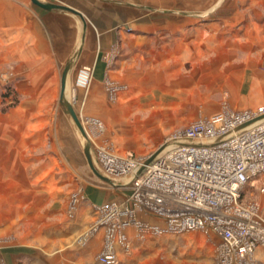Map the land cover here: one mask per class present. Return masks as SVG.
<instances>
[{
	"label": "crops",
	"instance_id": "crops-1",
	"mask_svg": "<svg viewBox=\"0 0 264 264\" xmlns=\"http://www.w3.org/2000/svg\"><path fill=\"white\" fill-rule=\"evenodd\" d=\"M47 1L68 5L76 12L43 8L31 0H0V67L10 68L8 73L16 85V93L29 100L11 108L8 115L1 117L0 156L4 158V163L11 162L14 169L9 171L6 166L2 175L14 182L17 180L16 185L13 183V193L19 195L18 201L25 199L26 203L16 201L13 206L0 207L3 211L0 227L13 223L15 218L20 221L22 216L35 219L41 215L38 211L43 205H32V199L27 197L37 193H43L45 197L48 216L54 217L60 212L65 214L64 209L68 210V207L65 208L63 197L59 194L66 192L63 187H68L71 176L77 179L83 177V166L82 170L71 167L70 171L68 165L69 161L82 164L86 157L84 148L83 156L78 153L77 126L60 99L61 74L67 62L69 68L64 96L83 100V110L106 124L117 114L121 120L135 114L137 106H130L125 99L152 91L153 86L148 85L150 79L158 80L163 76L168 81H174L186 66L182 62L187 60L188 76L193 82L199 80L209 84L215 81L220 84L219 90L225 87L231 91L228 106L224 109L244 110L264 106V0H251L249 3L243 0L247 4L243 12L233 10L228 15L219 16V23L214 22L211 15L212 0L199 1L204 4L199 8L197 0ZM207 2L211 4L206 6ZM226 2L230 6L233 0ZM112 53L116 55L112 57ZM228 57L235 59L232 69H228ZM214 58H220L217 66V63L214 65ZM84 66L92 67L87 84L82 81L86 75L82 70ZM214 75L218 77L214 78ZM105 78H112L125 86L126 92L122 90L118 96L123 103L118 110L109 106L103 91ZM161 98L153 102L160 104L164 101L165 105L166 99ZM54 103H60V106L54 107ZM221 110H214L209 115ZM54 115H60L57 137L49 122ZM168 124L156 122L153 126L161 131L170 126ZM18 163L34 164V170L40 164L33 181L25 174V166L21 169ZM20 178L27 179L23 187ZM56 178L61 181L57 182ZM128 190V186L122 183L112 184L98 178V182L84 186L79 203L83 201L92 209V220L97 215V204L112 199L125 201ZM3 191L5 195L11 193L7 188ZM5 213L13 216L5 218ZM139 217L153 224H164L154 215L144 212H139ZM42 226L49 229L50 241L59 236L55 241L60 242V250L55 252V256L45 257L48 258L45 261L38 260L34 251L29 252L30 240H17L0 247L2 264H17L20 259L23 264H65L73 254L77 258L76 264H103L96 259V250L103 245L102 230L93 235L91 247L73 250L69 244L73 227L66 219L45 220ZM125 229L131 239V249L125 251L115 244L117 262L114 264H161L149 261L142 251L149 243H154V237L148 234L138 242L134 237V228L127 226ZM194 231L197 233L190 234ZM166 233L171 234L179 255L186 251L191 255L196 248L203 246L204 260H198L214 264L219 241L214 233L202 230ZM132 240L139 244L135 245ZM135 246H140L141 250ZM228 264H264V247L256 246L242 262Z\"/></svg>",
	"mask_w": 264,
	"mask_h": 264
},
{
	"label": "built area",
	"instance_id": "built-area-1",
	"mask_svg": "<svg viewBox=\"0 0 264 264\" xmlns=\"http://www.w3.org/2000/svg\"><path fill=\"white\" fill-rule=\"evenodd\" d=\"M261 114L264 106L223 109L192 120L175 130L146 164L147 156L98 146L99 171L112 184L126 177L122 185L128 183L129 190L124 203L96 206L98 216L85 234L98 225L105 228V242L96 259L116 263L115 244L130 251L131 239L124 231L130 225L140 239L150 232H212L219 237L214 264L242 262L256 246L264 247L260 204L241 201L245 184L264 175V116L254 119ZM139 212L154 215L164 224L141 220Z\"/></svg>",
	"mask_w": 264,
	"mask_h": 264
},
{
	"label": "rangeland",
	"instance_id": "rangeland-1",
	"mask_svg": "<svg viewBox=\"0 0 264 264\" xmlns=\"http://www.w3.org/2000/svg\"><path fill=\"white\" fill-rule=\"evenodd\" d=\"M197 1L198 3L196 4V6H198V8L204 5L202 2H199L201 0H197ZM244 1L233 0L232 4L228 6L226 5L228 3L226 2V0H212L211 2L212 4L207 2L206 6L210 4L212 5L211 15L214 18L213 19L214 22L219 23V19L221 16L228 15L233 10H238L239 12H243L242 10H244V6H247L246 3H243ZM246 1L249 3L251 0H246ZM117 53L119 54V51ZM114 54L116 55V53H112V57L115 56ZM107 58L108 61L111 62L110 56H108ZM231 59H232L231 57H228L229 60L228 69L229 68L232 69L235 63L233 61L235 59L233 60ZM213 61H214V65L217 63L216 64L217 66L220 63L219 62L220 58L219 60L214 58ZM182 63L186 66L182 68L181 74L179 76H176L175 77L176 79H174V81H168L163 76L159 77L158 80L150 79L148 85L150 87L153 86L152 91L144 95H140L139 93V95H137L136 98H133L134 100L125 99L127 103H130V106L132 107L135 105L137 106V108H135L136 109V111L134 112L135 114L133 113L130 114L127 119H122V120L120 118L118 119V114H117L116 117H114L111 121L109 120L110 122L106 124V122L101 121L99 118L95 116L88 115L83 110L82 108L84 106V104H82L83 100L77 99L75 97L67 98L72 103L73 106H77L79 108L78 110L75 109V111L82 120L81 122L83 123L84 130L87 136V137L83 136V134L79 131V129L77 127L76 128L74 127L77 132L76 135L78 138L77 140L78 153L82 154L83 156V148L85 144L88 143L90 145V152L93 158V162L97 168H98V164H97L98 146H107L108 148H111L115 152L118 153L121 152L120 154L131 153L137 156L140 155L148 156L153 151H155L160 145H165L171 134H173V132H175V130H177L178 128L187 125L192 120L205 118L209 116V113L213 112L214 110H219L220 108L223 110L224 107L228 106V97L231 95L230 90H228L225 87H222V91L219 90L218 88L220 84H217L215 81L210 82L209 84H205L204 82L201 81L199 82V80L197 82H193L192 81L193 79L188 76V69H189L188 60ZM216 66H214V70ZM9 69H10L9 67H0V134H3L1 117L3 115H8V113L11 112L10 111L11 108L20 105V103H25L29 101L23 99L18 92L16 93V85L9 76L8 73ZM82 70L86 73V75L84 74L85 77H83L82 81L84 84L85 83L87 84L91 75L92 67L84 66ZM77 75H79V72ZM217 77H218L217 75H214V78ZM203 79H205V77ZM104 80L105 82L103 86V91H105L106 93L107 99L109 101L108 102L109 106H111L113 109H117V110L120 109L123 103H122V99H119L120 97L118 96L119 93L122 92V90L126 92V89H124L125 88L124 84L112 78L111 79L105 78ZM215 86L217 88H215ZM71 89L73 90L74 88L71 87ZM135 89L136 88H133V90ZM8 90L11 92L10 93L11 95H7V96L4 95L5 92H7ZM13 96H15L16 98L14 103L11 100ZM161 97L164 100L166 99L165 101L167 103L165 105H163L164 101H162V103L160 104L153 102V100L160 99ZM54 102H58V100H54ZM144 103L146 104V109L144 108ZM52 105L54 107H59L60 103H54ZM59 120H60V115L58 116L54 115L51 118V121L49 120L50 124L52 125L51 129L54 131V136L56 135V128L59 127L58 124ZM173 120H175L174 123H172ZM156 122L170 123L168 124L170 126L164 128V130L158 131L153 126V124ZM157 126L159 125L157 124ZM57 136L58 135H56V137ZM3 159L4 158L0 156V193H1L0 207L7 208L17 203L16 201H18L19 195H14L16 193H13V189H14L13 183H15L16 185L17 180H15L14 182L12 179L10 178L6 179L2 175V173L5 172L6 166L9 167L8 168L9 171L14 170L12 168L13 164L11 162L4 163L5 161ZM19 165H21V169H23L22 167L25 166V174L28 176V178L32 180L34 178L33 175L36 174V171L38 172L40 164L36 165L35 170H34V166H35L34 164L21 163ZM68 165L70 171L72 169L71 167L78 170H82L81 166H83L84 173H83V177L78 179L75 178V176H71L68 187L67 186L63 187L64 188L63 190H65L66 192H63L64 195L59 194V197L60 196L63 197L62 201L64 202L65 208L68 207V210L64 209L65 214L60 212L57 213L56 216L54 217H50V215L48 216L49 212L47 210V205L45 206L46 203H44L45 197L43 193L41 194L37 193L34 196L28 195L27 197L32 199L31 200L32 205L39 207L43 205L41 209L38 211L41 213V215L37 216V218L35 219L31 217L22 216L20 221H18L17 218H15L13 223H9L6 226L2 225L0 227V247L7 245L8 242L12 244L17 240L18 241L23 240L26 242L30 240L31 247L29 249V252L34 251L36 253V256L38 257V260L45 261L46 259H48L45 257L55 256V252L60 250V242L55 241L57 240L55 238L59 236L53 237L54 239L51 238L53 241H50L49 229L43 227L42 225L44 224L45 220L64 221L65 219L66 222L70 223V226L73 227V234L72 236H70V240H69L70 247H72L73 250H83L91 247L92 245L90 241L93 238V235L99 230L103 231V244H104L105 228L101 225H98L97 228L94 230V232L92 231L89 232L88 235H85L89 231L91 225L95 222L99 213L98 210L96 209L97 215L94 216V218L91 220L90 218L92 217L91 216L92 209L87 207L86 203L84 205L83 201L82 202L80 201L79 203V199L84 193L83 191L84 186L87 184L98 182L99 177H97L92 172L85 159L82 161V164L69 161ZM69 174L72 175V173ZM116 180L118 184L127 182L126 177L125 178L119 177ZM26 181L27 179L20 178L21 187L24 186L22 184H25ZM56 181L60 182L61 179L56 178ZM80 182L82 184H80ZM263 182H264V175L261 174L254 176L250 181H248L242 189L241 201L245 203L249 201L259 202L260 213L264 215V191H260V187L262 186ZM108 183H113V181ZM125 185L128 186V183ZM4 188H7L11 193L5 195V191H3ZM117 197H119V195ZM74 198L76 199V201H73ZM109 201H115V200L112 199ZM18 202L26 203V200L24 199L23 201L20 200ZM29 202L30 201H28L27 203ZM118 203L119 204L124 203V200H120V202ZM8 213H12V212H8ZM2 214L3 211L0 210V215L2 216ZM5 214H6L5 218H9L13 216V214H9V215L7 213ZM24 215L26 214L24 213ZM74 215H76V217ZM54 229H52V231H55ZM124 231L126 232V229H124ZM30 232H32L31 235ZM191 233H197V231L190 232V234ZM148 234L149 237L155 238L154 243H149L147 247L144 250H142L143 253L147 254L149 261H155L161 264H204L203 263L204 259L202 258V256L204 255L205 251L203 250L204 249L203 246L200 248L199 247L196 248V251L194 253H191V255L188 254L187 251L184 253L182 252V254L179 255L176 250V247L173 245V242L170 238L171 234H167L166 232H162V233L150 232ZM23 237L27 239H23ZM134 237L138 242H141V239H139V237L136 234H134ZM101 238L102 236L98 240L100 241ZM100 247L98 250H96V252L101 251L103 245L101 248ZM135 248L140 249V246H135ZM75 256H76L75 254L70 255L69 259L66 261L65 264H76L77 258H75ZM198 259H203V260L199 261ZM0 264H2L1 261ZM17 264H23V261L20 259Z\"/></svg>",
	"mask_w": 264,
	"mask_h": 264
},
{
	"label": "water",
	"instance_id": "water-1",
	"mask_svg": "<svg viewBox=\"0 0 264 264\" xmlns=\"http://www.w3.org/2000/svg\"><path fill=\"white\" fill-rule=\"evenodd\" d=\"M34 4H37L43 8H62V9H66V10H70V11H74L76 12V10H74L72 7L65 5V4H60V3H55V2H47V1H42V0H31ZM68 68H69V64L68 62L65 64L63 70H62V74H61V95H60V99L62 104L66 107L68 113L70 114L72 120L74 121V123L76 124L77 128L79 129V131L83 134V136H85V130L83 128V125L72 105V103L64 96V91L66 88V75L68 72ZM264 116V114H261L259 116H257L254 119H258L260 117ZM164 145H160L155 151H153L151 154H149L147 156V158L145 159L144 163H148L151 161V159L163 148ZM84 154L86 157V161L88 166L90 167V169L92 170V172L99 177L100 179L106 181V182H111L110 178H108L107 176H105L104 174H102L99 169L95 166L94 162H93V158L90 152V145L88 143L85 144L84 146ZM143 166L140 167L139 172L142 170Z\"/></svg>",
	"mask_w": 264,
	"mask_h": 264
},
{
	"label": "trees",
	"instance_id": "trees-1",
	"mask_svg": "<svg viewBox=\"0 0 264 264\" xmlns=\"http://www.w3.org/2000/svg\"><path fill=\"white\" fill-rule=\"evenodd\" d=\"M10 93H11V92L8 90L7 92H5L4 95H6V96H7V95H11ZM15 99H16L15 96H13V97L11 98V100L13 101V103L15 102ZM12 101H11V102H12Z\"/></svg>",
	"mask_w": 264,
	"mask_h": 264
},
{
	"label": "bare ground",
	"instance_id": "bare-ground-1",
	"mask_svg": "<svg viewBox=\"0 0 264 264\" xmlns=\"http://www.w3.org/2000/svg\"><path fill=\"white\" fill-rule=\"evenodd\" d=\"M79 117V116H78ZM80 119V118H79ZM81 121V120H80ZM82 123V122H81ZM83 125V124H82ZM83 128H84V126H83ZM86 133V132H85ZM85 137H86V134H85ZM111 180V179H110ZM111 182H112V180H111Z\"/></svg>",
	"mask_w": 264,
	"mask_h": 264
}]
</instances>
